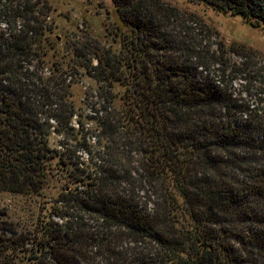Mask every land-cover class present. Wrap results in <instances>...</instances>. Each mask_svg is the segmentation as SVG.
<instances>
[{"label":"trees","instance_id":"16d2710c","mask_svg":"<svg viewBox=\"0 0 264 264\" xmlns=\"http://www.w3.org/2000/svg\"><path fill=\"white\" fill-rule=\"evenodd\" d=\"M112 1L128 32L93 65L45 38V0H0V193L62 189L60 222L35 217L38 238L1 237L0 251L8 264H264V106ZM196 1L264 31V0ZM77 71L96 84L85 116L65 78Z\"/></svg>","mask_w":264,"mask_h":264},{"label":"rangeland","instance_id":"374dc122","mask_svg":"<svg viewBox=\"0 0 264 264\" xmlns=\"http://www.w3.org/2000/svg\"><path fill=\"white\" fill-rule=\"evenodd\" d=\"M45 1L50 7L45 24L51 27V33L45 38L65 55L66 60L67 56L80 55L82 60H91L94 65L95 52H111L118 48L116 34L128 32L112 0ZM129 1V14L151 21L150 24L162 31L173 49L176 46L179 50L187 47L191 55L206 60L212 76L231 83L236 95L243 97L248 94L253 105L264 106V31L251 27L238 16H231L228 11L217 12L196 0ZM60 67L61 73L69 72L66 65ZM79 73L81 71H77L75 79L65 78L67 83L73 81L70 90L74 105L85 116L90 112L84 103L91 98L96 100V84ZM83 121L86 122L84 128L81 130L78 127V130L88 132L87 140L93 143L94 140H90L93 124L85 119ZM57 140V137H52L53 144ZM61 192L60 185L51 179L42 190V196L36 199L0 193V238H28L29 241L38 238L40 223H37V217V220L45 221L47 218L59 223L56 217L51 216L50 208L59 205L53 200ZM30 245L27 244V248ZM11 261L16 263L8 251H0V264Z\"/></svg>","mask_w":264,"mask_h":264}]
</instances>
